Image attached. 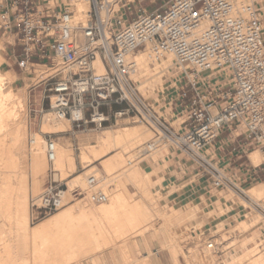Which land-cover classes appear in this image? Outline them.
<instances>
[{
  "label": "built area",
  "instance_id": "1",
  "mask_svg": "<svg viewBox=\"0 0 264 264\" xmlns=\"http://www.w3.org/2000/svg\"><path fill=\"white\" fill-rule=\"evenodd\" d=\"M249 1L169 0L152 12L144 8L131 12L133 19L127 21L126 10H131L126 0H0V35L18 42L11 45L21 74L35 65L53 71L34 86L43 87L47 94L43 101L48 100L47 110L42 102L37 113L67 121L80 132L104 131L121 120L143 123L154 138L143 151L138 149L137 160L150 158L165 142L183 155L184 165L196 166L198 181L231 189L260 208L245 194L242 173L247 149L255 145L264 149V20ZM78 3L90 4L91 21L84 27L75 23ZM120 4L125 22L116 13ZM147 46L155 61L171 56L188 68L179 73L183 76L170 103L179 129L147 103L132 80L128 57ZM241 129L246 132L235 136ZM225 132L245 138L248 146L236 143L227 157L220 158L217 148ZM46 154L51 173H57L56 141L50 134ZM54 183L31 199L34 221L72 202L68 189ZM71 196L88 197L94 204L108 201L95 173L87 177V189L77 187ZM207 248L218 253L213 241Z\"/></svg>",
  "mask_w": 264,
  "mask_h": 264
},
{
  "label": "rangeland",
  "instance_id": "2",
  "mask_svg": "<svg viewBox=\"0 0 264 264\" xmlns=\"http://www.w3.org/2000/svg\"><path fill=\"white\" fill-rule=\"evenodd\" d=\"M168 1L169 0H135L133 3L131 2V4L127 3L131 11H128V9L126 10L127 15L125 19L131 21L133 16H131L130 13H135L140 8L152 12L159 9ZM252 5H256V7L261 10V17L264 20V0H256ZM121 6L122 4L117 7L116 12L118 14L123 10ZM0 42L4 47V50L1 52L4 61L0 71L3 74H8L13 77L15 80L14 90L19 96L26 94L28 100L26 111L28 118L26 145L27 161H30L31 154L34 152L35 146L31 145V140L36 133L41 134L44 141H46V135H53L57 144H60L65 149L73 151L76 159V169L74 171L67 169V177H64L65 179H63L62 175L57 177V173H51L52 166L47 163L46 171L38 177V193L33 191L36 180H34L30 171H28L27 185L29 206L33 197L43 192L52 181H57V184L54 183V185L61 184L63 189L70 190L67 196L68 201L72 202L64 207L66 208L82 199L74 200L72 198L71 193L75 188L87 189V181L85 185L80 183L78 184L79 186L74 185L72 189L68 187V183L74 179V177L86 172L79 160L80 146L85 142L94 143L96 138L102 135L103 131L80 132L73 129L68 123H65L67 127L66 133H55V130L52 128V123L47 125L49 127L47 130V126L44 123L45 116L36 112L41 109L42 102H44V109L47 110L48 100L44 99L43 101L44 96L47 94L44 95L43 87H34L37 80L39 81V79L45 77V71H47V69L45 67H35L30 72L21 74L19 68L14 64L15 58L12 55L13 47L11 46L8 48L7 46L8 43L17 45L18 42L14 41V37H2L1 35ZM179 65H176L173 70L169 71L164 78V83L168 87L166 94L160 95L158 101H154L152 98L149 101L146 100L147 103L152 106L160 116H163L175 129H179L180 121L177 116L171 112L170 103L180 86V80L183 74L179 73H187L186 70ZM183 81L184 79L182 82ZM172 117L175 120H171ZM44 125L46 128H44ZM135 126L147 130L151 134L153 140V131L143 123H132L128 120H121L110 129L121 130L125 127ZM241 132H246V130L241 129L238 132H234V135L237 136ZM152 140L149 143H151ZM262 145H264V142H262ZM142 147L129 151L124 165L116 171L117 173L115 172V174L108 177V180H112L111 183L103 186L110 195L121 190V192L127 194L128 197H132L133 203H144L149 209L146 210L148 213V217L145 218L147 219L146 222L135 227V225L126 224L123 217L118 218L116 222L110 224L105 222L106 220L103 218L106 224V230L103 234L104 237H102L100 241L103 246L97 249L93 243L89 241L87 244H84L81 249L83 254L89 252L95 253L97 264H224L233 257H238L245 253V249L242 246L243 243L248 244V247L251 248L256 247L257 253L264 254V195L255 198V202L260 208L250 205L249 203H243L241 199L243 197L225 199V197L231 194L230 190L216 189L210 182V187H208V189H200V187L197 186L198 179L201 178V175H197V171H194L196 166L193 163L189 162L184 165L185 162H183L182 166H175V169L169 168L168 157H173L174 159H181L183 157V155L178 153L170 144H166L165 142L161 143L160 146L151 153L150 158L144 161L140 159L137 160V151ZM253 150H260L264 154L262 146L255 145L247 149L248 156ZM244 161L246 162L247 159ZM129 162L131 164H129ZM96 167V174H99L98 176L103 183V179L107 175L103 170L101 162H97ZM137 167L143 172L142 178H140L142 181L144 180L142 187L132 182L128 177L130 172ZM1 182L0 178V186ZM263 182L244 185L243 189L245 194L249 195L250 187ZM144 189L148 194H146ZM186 191L188 192L187 194L185 193ZM85 203L87 205H89V203L95 205L89 202L88 199L84 200L83 204ZM194 205L197 206L194 207ZM95 206L99 207L100 204H96ZM218 206L224 210L223 214L218 216L215 220L209 219V216L213 215V213H218ZM59 211L53 215L59 213ZM226 220H228L226 224L227 230L222 233L218 232L219 227L217 226L219 223L222 221L225 222ZM259 220L260 223L255 224ZM41 221H34L31 216V224L33 226ZM242 221L248 223L251 228L246 231L237 230L235 226ZM202 222H204V225L203 228L200 229V223ZM92 228H98V224H95ZM120 228H124V230L120 231ZM164 228H167L166 232L170 237H174L170 242L167 237H154L157 232ZM141 231H148V236H150V238L147 241L139 239L136 244L138 246L133 247L132 240L138 237ZM225 233L228 234L225 235ZM145 235H147V233ZM199 235H203L202 237L200 236L203 240L202 242L196 240ZM211 241L217 245L218 253L214 252L209 257L205 254H207L208 251L206 246ZM28 245H30V241ZM25 252V254L23 253L20 255L18 264H33V259L29 254L30 250ZM229 256L231 257L229 258ZM210 258L213 259L212 261H214V263L208 262ZM62 260L63 256H55L49 264H61ZM83 260L85 264L93 263L90 262V257L84 258ZM235 264L241 263L236 262Z\"/></svg>",
  "mask_w": 264,
  "mask_h": 264
},
{
  "label": "bare ground",
  "instance_id": "3",
  "mask_svg": "<svg viewBox=\"0 0 264 264\" xmlns=\"http://www.w3.org/2000/svg\"><path fill=\"white\" fill-rule=\"evenodd\" d=\"M126 1L127 3H131L134 0ZM255 1L250 0L249 3L252 4ZM123 14L124 11L122 10L118 15H121L120 18L125 22ZM90 21V4H76L75 23L79 27H84ZM2 50H4V47L0 42V68L4 61L1 54ZM136 54L128 57V62L133 67L132 80L136 83L145 100L149 101L152 98L154 101H158L160 95L166 94L168 89L164 83L166 74L173 70L176 65L178 66L179 63L171 56L164 57L160 62L155 61L151 46H147L145 50H141L140 53ZM179 66L188 72V68L181 64ZM35 67L40 68L43 66H32L33 69ZM96 67L99 71L102 70L100 62L96 63ZM52 74L53 71L47 70L45 71L44 78ZM14 81L11 75L3 74L0 71V178L2 181L0 186V264H18L20 255L25 254L27 250H30L29 254L33 259V264H49L55 256H63L61 264H75L79 262L85 264L83 259L87 257H90V262L97 264L95 253L89 252L83 254L81 249L89 241L97 249L103 246L100 241L104 237L103 234L106 230L105 222L110 224L116 222L118 218L123 217L126 224L138 227L147 220L145 219L148 217L146 210L149 209L144 203H133L132 197H128L121 190L110 195L104 186L112 181L108 180V177L115 174L124 165L129 151L142 146L140 149L142 151L145 149L152 140L151 134L147 130L136 126L125 127L121 130L106 129L102 135L96 138L94 143H83L80 146L79 160L86 172L74 177L68 183L69 185H67L70 189L80 183L85 185L87 177L93 173L96 174V163L101 162L103 170L107 175L103 179L102 187H104L107 193L108 201L96 207V204H83L86 199L91 202L87 197L64 209L62 208L59 213L48 218L46 217L33 226L31 224L28 202V171H30L34 180H36L33 191L38 193V177L46 171L47 163L49 162L46 154V141L38 133L33 135L34 152L31 154L30 161H27L28 118L26 111L28 100L26 94L19 96L16 93ZM44 123L46 126L52 123L55 133L67 132V127L65 126V123H68L67 121H58L51 115H46ZM48 128L47 126V130ZM251 160L256 166L264 162V158L259 151L251 154ZM129 164L131 163L129 162ZM54 169L57 172L56 176L62 175L63 179L67 177V169L74 171L76 169V159L73 151L65 149L56 143ZM98 175L97 177L99 178ZM142 175L143 172L137 167L130 172L128 177L132 182L142 187L144 181L140 179ZM99 180L102 182L100 178ZM229 190L231 194L225 197V199L241 198L233 190ZM69 191L68 189L67 193ZM145 192L148 194L147 191ZM263 195L264 183L249 188V195L247 196L255 201V198L262 197ZM241 199L243 203H248L243 198ZM217 209L218 213H213V215L209 216V219L215 220L223 214L224 210L221 207L218 206ZM103 218L106 220L105 222ZM227 222L228 220L219 223L217 226L219 227L218 232L222 233L227 230ZM258 223H260V220L255 224ZM95 224H98V228L93 229L92 226ZM203 225L204 222L200 223V229L203 228ZM235 228L246 231L251 227L248 223L242 221L237 223ZM123 230L124 228H120V231ZM166 231L167 228H164L157 232L154 237H167L170 242L174 237H170ZM146 233L147 235H145ZM148 233V231H141L139 236L132 240L133 247L138 246L136 244L139 239H144V241L149 240L150 236H148ZM227 234L225 233V235ZM200 236L196 238L198 242L203 241L201 238L203 235ZM29 241L30 245H28ZM242 246L245 249V253L241 256L233 257L224 264H235L236 262H240L241 264H264V254L257 253L256 247H248L246 243H243ZM214 252L217 253V251L208 250L205 255L210 257ZM212 260L210 258L208 262L214 263Z\"/></svg>",
  "mask_w": 264,
  "mask_h": 264
},
{
  "label": "crops",
  "instance_id": "4",
  "mask_svg": "<svg viewBox=\"0 0 264 264\" xmlns=\"http://www.w3.org/2000/svg\"><path fill=\"white\" fill-rule=\"evenodd\" d=\"M7 46L8 48H10L12 45L11 43H8ZM219 143L220 144H219V147L217 148V152L220 158H224L225 156L227 157V153L229 154L231 152L232 146L233 145L235 146L236 143H241V144H245L246 146H248V143L245 141V138L236 139L233 135H229L227 132H225L221 136ZM257 151H259L262 157L264 158V154L260 150H253L249 153L248 159L245 162L247 166L242 167V173L244 174L243 179L247 182L248 185H252L253 183H259V182L264 181V162L256 166L253 164L251 160V154ZM181 159H178V158L174 159L173 157H168V163H169L168 167L175 169L178 165L182 166L183 162ZM197 186L200 187V189H208L209 187L202 181H198ZM185 193L187 194L188 192L186 191Z\"/></svg>",
  "mask_w": 264,
  "mask_h": 264
}]
</instances>
